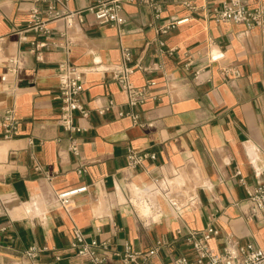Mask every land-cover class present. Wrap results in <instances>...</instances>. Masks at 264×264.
<instances>
[{"label": "crops", "instance_id": "obj_1", "mask_svg": "<svg viewBox=\"0 0 264 264\" xmlns=\"http://www.w3.org/2000/svg\"><path fill=\"white\" fill-rule=\"evenodd\" d=\"M159 1L160 15L146 3L126 4L123 24L99 23L86 10L94 0L56 1L60 14L83 10V22L68 28L38 0H0V264H83L71 247L76 227L112 251L157 248L148 264L193 254L178 230L214 227L217 249L228 237L264 248V212L253 211L246 192L264 183V32L218 21L220 0ZM125 50L132 83L147 91L137 108L113 75ZM65 62L84 71L90 115L76 113L79 131L58 122ZM109 100L115 107L100 114ZM7 107L20 121L8 139ZM131 150L155 158L128 168ZM174 178L186 181L172 185ZM82 186L69 211L56 205L58 193ZM31 246L41 249L35 259L25 255Z\"/></svg>", "mask_w": 264, "mask_h": 264}, {"label": "built area", "instance_id": "obj_2", "mask_svg": "<svg viewBox=\"0 0 264 264\" xmlns=\"http://www.w3.org/2000/svg\"><path fill=\"white\" fill-rule=\"evenodd\" d=\"M56 1L67 0H38V2L47 5V14L56 18L62 16L65 18L68 28L74 26L75 22H83V10L75 12L54 11ZM167 1V0H164ZM141 2L152 6L156 15L163 11V4L159 0H94V3L87 7L86 10L92 12L99 23L123 24L126 19L123 11L126 4ZM190 6L189 3H187ZM39 9L36 8L32 16H36ZM215 18L222 22L242 23L248 30L258 27L264 32V5L251 6L247 0H220V7L215 10ZM77 20V21H76ZM189 20V17L172 19L159 28L161 33H169L181 23ZM37 23L34 27H39ZM42 26V25H41ZM61 35L66 40V47L69 48L72 40L69 38L68 31H62ZM124 62L113 68L114 78L119 82L122 89L127 95V103L132 108H137L147 100L146 87L135 86L130 75L133 67L126 61L131 58L130 53L125 50L123 53ZM17 58H12L10 62L16 63ZM14 70V69H13ZM197 76L199 72H196ZM6 79V75L2 77ZM59 78V98L61 100V109L58 115L59 124L70 131H79L80 128L75 126L74 118L77 112L84 117H89L90 110L83 101L84 92V71L72 64L62 63L58 73ZM115 107V102L109 100L104 106L99 107V113L103 114ZM120 116L130 115L134 120L138 118L136 112L119 111ZM20 121L16 117L13 107H7L3 111V136L11 138L19 133ZM71 148L77 152L78 145L72 143ZM155 158V154L148 152L129 151L127 155V167L138 168L146 158ZM241 174L240 170L236 171ZM240 182L244 183L241 177ZM87 190V186L74 188L63 191L55 196V203L58 206L69 211L72 208V201L76 194ZM247 199L249 200L254 212H264V183L259 182L253 187L247 188ZM219 230L214 227H208L201 231L189 230L178 233L183 234L186 244L190 247L193 254L191 256L181 255L174 258L168 264H264V248L257 247L252 243L240 244L238 241L228 237L220 249L210 245V240L219 235ZM71 247L75 254L84 260L83 264H116L111 257V252L115 259L121 264H148L149 258L157 252V248L146 252L135 250L130 244H127L123 251H112L108 240L99 241L97 238L87 239L86 234L76 227L74 229V240ZM40 248L31 246L26 250V256L30 259L38 257ZM141 259V261H140Z\"/></svg>", "mask_w": 264, "mask_h": 264}, {"label": "rangeland", "instance_id": "obj_3", "mask_svg": "<svg viewBox=\"0 0 264 264\" xmlns=\"http://www.w3.org/2000/svg\"><path fill=\"white\" fill-rule=\"evenodd\" d=\"M184 181H186V178H174V179L170 180L169 182L172 185L180 186Z\"/></svg>", "mask_w": 264, "mask_h": 264}]
</instances>
